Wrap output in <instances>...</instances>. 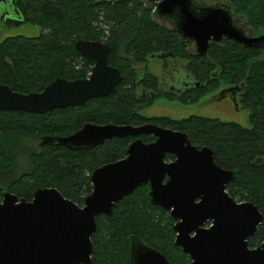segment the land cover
Segmentation results:
<instances>
[{
  "label": "trees",
  "instance_id": "16d2710c",
  "mask_svg": "<svg viewBox=\"0 0 264 264\" xmlns=\"http://www.w3.org/2000/svg\"><path fill=\"white\" fill-rule=\"evenodd\" d=\"M154 3L151 0H14L19 17L8 23L14 26L33 23L43 30L35 36H7L0 42V84L30 93L43 90L57 77L69 80L88 77L94 61L77 51L75 43L80 38L108 43L110 64L121 70L123 80L115 93L91 98L78 106L45 113L0 110V174L10 176L18 169L6 188L0 186V202L5 190L31 200L37 188L50 186L82 205L93 190L92 172L123 158L136 137H113L93 148L79 150L40 142L39 148L29 152L25 168L18 167L10 151L14 139L42 140L48 136L70 135L88 122L153 123L186 132L198 147H210L220 166L235 170L236 176L228 184V192L237 201L255 203L263 214L258 231L250 238V246H258L264 241L263 53L225 39L219 46L212 44L206 58L179 54L190 59V69L210 89L220 84L244 85L242 101L250 108L249 126L193 115L180 120L144 117L139 110L153 103V98L139 96L137 90L141 88L137 81L142 76L144 81L151 77L138 66L154 54L175 53L183 40L177 33L180 16L174 15L172 26L165 25L157 19ZM228 4L234 13H245L249 23L254 25L251 27L254 33L264 30V0H229ZM213 60L221 66L223 79L204 80L212 69ZM158 84L156 81L151 88L159 92ZM202 88L196 89L197 97L206 92ZM158 96L167 97L163 92ZM141 137L147 142L154 140L148 135ZM174 158L173 154L166 156L167 160ZM149 190V184L138 187L121 200L112 215L97 217L91 264H133L130 257L132 235L161 251L172 264H192L190 256L175 244L173 227L176 221L170 211L151 202Z\"/></svg>",
  "mask_w": 264,
  "mask_h": 264
},
{
  "label": "water",
  "instance_id": "95a60500",
  "mask_svg": "<svg viewBox=\"0 0 264 264\" xmlns=\"http://www.w3.org/2000/svg\"><path fill=\"white\" fill-rule=\"evenodd\" d=\"M151 1L157 2L160 17L180 16L178 30L196 41L200 55L207 53L210 40L226 37L261 50L264 61V31L247 35L235 26L229 4L196 11L193 0ZM75 47L94 61L89 77H57L43 90L30 93L0 84V110L45 113L115 93L123 74L110 64V45L80 38ZM129 135L137 138L126 156L92 172L93 190L83 206L56 187L37 188L31 200L5 190L0 202V264H91L97 217L112 215L123 198L148 183L151 202L169 210L175 219V244L192 264H264V241L250 246L263 221L262 212L255 203L239 202L229 194L227 185L234 180L235 170L217 164L213 150L194 145L186 133L151 123L88 122L70 135L44 137L39 143L79 150ZM141 135L156 139L146 142ZM168 153L175 160L167 161ZM130 257L133 264H172L137 235L130 237Z\"/></svg>",
  "mask_w": 264,
  "mask_h": 264
},
{
  "label": "flooded vegetation",
  "instance_id": "af4514ba",
  "mask_svg": "<svg viewBox=\"0 0 264 264\" xmlns=\"http://www.w3.org/2000/svg\"><path fill=\"white\" fill-rule=\"evenodd\" d=\"M0 2H2V1H0ZM5 2H9V0H5ZM228 3H229V0H216V2H212V0H193V8H195L196 11H199V9L201 7L210 8V7H217V6H225V4H228ZM12 5L15 8L14 0H13ZM155 5H157V2ZM229 6H230V4H229ZM156 8H157V6H156ZM230 9L232 11V18H233V23L235 26L242 28L247 35L256 34L251 29V27L254 28V25L249 23V20L246 17L245 13H243L241 11H237V10H236L237 13L236 12L234 13L231 6H230ZM173 17L168 19V18L159 17V15H158L157 19L160 22L164 23L165 25L172 26V18ZM164 19H168L169 23H166L164 21ZM9 20H14V19H8V21ZM177 30H178V25H177ZM262 31H264V30L259 31V33ZM177 33L181 34V35L180 34L179 35L183 38L184 41L181 40L178 43V48L175 50V53H172V51H168V52H160L158 54H154L153 56L150 57V59L148 61H146L142 65L138 66L140 68V70H142V71L145 70L144 73H146V72L149 73L151 78L149 79V81H144V80H142V77H144V76L139 77V80L137 81V86L140 87L141 89L137 90V92L139 93V96L143 97L144 99H149L150 97L153 98V103L141 108L139 110V113L142 109L152 106L158 98H165V99L171 100V101H179L182 104H193V103L199 102L204 96L211 95L210 99H215L216 101H219V102H221L222 100H226V103L230 104L231 106H232V103L230 101V98H232L234 100V102H236V104H237L238 99L243 103V101H242V90H243L244 85H242V83L220 84L219 86H217V88L210 89L209 85H207L205 83H201L199 77L190 69V67H189L190 59H185V58L179 56V54H181V52H182V53H185L186 55H196L197 57H199L201 59L206 58L208 56L209 50L212 47V44L219 46V45L224 43L225 39H228V38L225 37L221 41L210 40V45H209L208 51L204 56H202L197 51V45H196V41L194 39L184 38L182 36V33L179 30ZM100 41H102V40H100ZM102 42H104V41H102ZM104 43H106V42H104ZM235 44H237V43H235ZM246 48H249V47H246ZM251 49H255V48H251ZM151 59L152 60L154 59L157 61V63H159V68L161 71L169 73L170 75L168 76V75L164 74L163 76H160L159 70H156V72L158 74L151 72L148 68V62ZM213 61L211 64L212 69L207 74L208 76L206 78H203L204 80H209L211 78H214V80L223 79L221 76V72H222L221 66L218 63H216L215 61L214 62ZM140 66H142V67H140ZM181 70H185L187 75L184 78L183 85H181L180 87H177L175 84L171 83L172 81L170 82V80L173 79L174 81H176L177 78H176L175 72H177V74H178L179 72H181ZM154 76H156L157 78L154 79ZM153 80H154V82H153ZM156 81L159 82V84H158V89H160L159 92L165 93L167 95V97L166 96H158L159 92H157L155 89L151 88L152 86L155 85ZM200 87H203L202 90H206V92L201 94L199 97H197V95L199 93L196 89H198ZM170 95H175V96L172 98H168V96H170ZM195 98H197V99H195ZM184 100H186V102H184ZM243 105L245 107H247L245 105V103H243ZM141 115L144 117H148V118H151V117H170V119H172V120H174V119L180 120V119L186 118V117L173 118V117L168 116V115H153V116H146L143 114H141ZM192 115L193 116H199V117L205 118V119L218 118V117H210V116H204V115H198V114H192ZM189 116H191V115H189ZM151 124H153V123H151ZM155 125H157V124H155ZM161 127H164V126H161ZM164 128H167V127H164ZM168 129H171V128H168ZM172 130H175V129H172ZM178 131H180V130H178ZM129 136H131V135H129ZM141 136H143V135H141ZM148 136H150V135H148ZM133 137L137 138V136H133ZM151 137H153L154 140L156 139L155 136H151ZM126 153H127V150H126ZM175 158H176V156H175ZM175 158L172 160H167L166 158L165 159L167 161H173V160H175ZM208 225H210V222L208 223Z\"/></svg>",
  "mask_w": 264,
  "mask_h": 264
},
{
  "label": "rangeland",
  "instance_id": "374dc122",
  "mask_svg": "<svg viewBox=\"0 0 264 264\" xmlns=\"http://www.w3.org/2000/svg\"><path fill=\"white\" fill-rule=\"evenodd\" d=\"M212 2H216V0H212ZM12 3L13 0H9V2H5V0L0 2V42L7 36L12 35H39L43 30L39 25L33 23H22L14 26L7 22L8 19H18L19 17V14L16 12ZM154 4H156V2ZM164 21L169 23L168 19H164ZM148 68L155 74H158L156 70H159L160 76H163L164 74L168 76L170 75L169 73L161 71L159 68V63H157V61L154 59H151L148 62ZM175 75L177 80L174 81L171 79L170 82L172 81L171 83L175 84L177 87H180L183 85L184 78L186 77L187 73L185 70H181V72L178 74L175 72ZM210 96L211 95H206L199 102L193 104H182L179 101L158 98L152 106L142 109L140 113L146 116L168 115L173 118H183L192 114H198L210 117H218L225 121H233L244 126H249L250 108L245 107L239 99L236 104V102L230 98L232 103L231 106L230 104L226 103V100L219 102L215 99H210ZM34 148H39V140L37 139L19 138L12 141L10 151L16 158L19 168L27 167L28 154ZM17 172L18 169L16 168L15 172L13 171L12 175L10 176H6V174H0V186L2 188H6V184L12 177H14V174ZM81 206H83V204Z\"/></svg>",
  "mask_w": 264,
  "mask_h": 264
},
{
  "label": "bare ground",
  "instance_id": "6f19581e",
  "mask_svg": "<svg viewBox=\"0 0 264 264\" xmlns=\"http://www.w3.org/2000/svg\"><path fill=\"white\" fill-rule=\"evenodd\" d=\"M242 46V45H241ZM82 56V55H81ZM83 57V56H82ZM91 74V73H90ZM90 76V75H89ZM88 76V77H89ZM87 78V77H86ZM119 86V85H118ZM118 88V87H117ZM176 131H178V130H176ZM181 132H183V131H181ZM184 133H186V132H184ZM187 134V133H186ZM188 135V134H187ZM189 136V135H188ZM124 137V136H123ZM191 139V138H190ZM192 141V140H191ZM193 143V142H192ZM194 144V143H193ZM195 145V144H194ZM197 146V145H196ZM199 148H201V147H199ZM168 154H171V153H168ZM213 156H214V151H213ZM215 160V159H214ZM217 163V162H216ZM218 164V163H217ZM236 173V172H235ZM235 179V178H234ZM149 184V183H148ZM228 186V185H227ZM228 191V190H227ZM230 194V193H229ZM236 200V199H235ZM239 202H244V201H239ZM209 223V222H208ZM206 226H209L208 224H206Z\"/></svg>",
  "mask_w": 264,
  "mask_h": 264
}]
</instances>
